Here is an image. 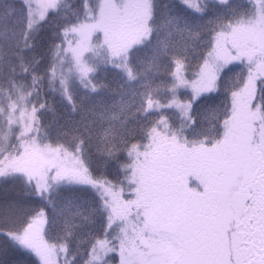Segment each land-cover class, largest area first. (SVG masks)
<instances>
[{
  "label": "trees",
  "instance_id": "1",
  "mask_svg": "<svg viewBox=\"0 0 264 264\" xmlns=\"http://www.w3.org/2000/svg\"><path fill=\"white\" fill-rule=\"evenodd\" d=\"M233 1L204 0L197 5L203 8L199 12L181 0H158L143 23L113 15L98 30L86 22V0H60L58 8L47 10L35 25L37 48L54 41L68 64L72 52L65 54V33L76 28L86 36L93 31L92 41H78L81 49L75 51L87 79L83 85L75 77L70 82L75 112L59 92H47L45 100L54 110H41L39 131L23 139L34 137L78 156L86 178L67 169L59 179L57 170L40 178L21 171L0 176V264H43L42 250L51 257L49 264H117L124 253L119 247L122 228L130 234L147 231L146 209L153 219L166 207L172 215L193 212L206 184L217 199L230 202L231 180L238 172L232 169L229 144L234 139L228 121L234 96L245 89L251 72L242 56L246 41H216L238 19ZM22 2L0 0V26L32 19ZM260 60L264 63V52ZM216 61L215 84L193 99L199 69ZM3 88L0 84V102ZM252 90L249 104L263 126L264 160V71L254 78ZM32 98L39 103L36 93ZM153 102L160 107H151ZM169 102L190 104L188 113L167 106ZM6 123L0 117V140ZM11 135L4 160L17 154L21 143L18 134ZM261 179L252 184V195L259 187V198L245 204H258L264 196V175ZM114 207L125 216L114 218ZM103 239L113 250L91 262L93 248Z\"/></svg>",
  "mask_w": 264,
  "mask_h": 264
},
{
  "label": "snow or ice",
  "instance_id": "2",
  "mask_svg": "<svg viewBox=\"0 0 264 264\" xmlns=\"http://www.w3.org/2000/svg\"><path fill=\"white\" fill-rule=\"evenodd\" d=\"M24 3L32 17L27 24L21 20L15 26H0V84L4 85L0 117L10 132L18 123L22 129L17 136L21 140L20 160L36 146L34 137H23L39 131L38 113L45 108L54 110L50 100H45L46 93L59 92L75 112L77 102L69 91L70 82L75 77L83 85L87 79L74 50H64L65 54L72 52V63L68 64L54 41L43 50L37 48L35 25L46 18L49 7L58 8L60 0H23L22 7ZM192 7L203 11L196 4ZM33 93L39 103L32 98ZM10 157L9 163L0 161V175L19 170L15 151ZM201 197V204L193 212L171 215L159 223L153 220L151 210H145V226L157 234L149 245L155 256L148 264H264V196L258 204H245L246 198H252L247 192L225 202L217 199L206 184Z\"/></svg>",
  "mask_w": 264,
  "mask_h": 264
},
{
  "label": "rangeland",
  "instance_id": "3",
  "mask_svg": "<svg viewBox=\"0 0 264 264\" xmlns=\"http://www.w3.org/2000/svg\"><path fill=\"white\" fill-rule=\"evenodd\" d=\"M158 0H86V15L85 19L88 26L92 30H98L99 24L113 15L118 19L124 20H139L143 23L145 14L151 11L152 6ZM204 0H181L189 8H193L192 5H198L199 2ZM235 9L234 14H238V19L234 23L232 28L228 29V32L219 33L217 37V44L222 43L223 39L234 38L237 41H246L248 44L247 50L243 52L244 56L251 65L250 77L247 81V86L241 92L236 93L234 96V115L229 119V130L234 141L229 144L230 158L233 160L234 166L232 169L238 172L232 178V185L230 188V201L238 195H243L244 192L250 193L254 201L255 198H259V187L253 193V186L256 182H260L264 171L259 170V166L264 168V160L262 158V140H263V126L261 124L260 115L258 111L251 110L250 101L253 94V82L254 78L258 74H262L264 71V63L260 60L261 55L264 52V0H235L233 1ZM48 9H55L49 7ZM47 9V10H48ZM243 18V19H242ZM101 25V24H100ZM92 34L84 35L76 28H73L66 32V39L69 43L68 49L74 51L80 50L81 46L78 41L87 42L92 41L94 37ZM220 70L219 62L205 63L198 71L199 86L193 99H196L201 93L211 89L215 84L216 76ZM176 108L181 114H187L189 110L188 103L181 102H169L166 104ZM151 107H160V105L153 104ZM4 140H0V161L9 163L11 157L3 159L6 152V146L8 140L11 138V134H20L22 129L18 124L14 125L9 131L8 125L3 129ZM9 138V139H8ZM225 143H229V139ZM36 146L30 151L27 156H24L22 160L19 159V149L17 152V167L24 173L35 175L36 177H46L48 171L57 170L56 176L61 175L64 169L74 172L81 180L86 178V169L82 160L61 147H50L35 141ZM242 147L240 149L239 147ZM246 152L249 154L246 155ZM238 153V154H237ZM244 158V161L241 159ZM3 159V160H2ZM231 162V161H230ZM228 166L231 167L229 163ZM194 167V166H193ZM235 172V173H236ZM55 173V172H54ZM68 174H65L67 176ZM2 176V175H0ZM56 179H59L58 176ZM179 183H182L181 181ZM249 186V187H248ZM251 188H253L251 190ZM178 189L177 192H180ZM167 198V197H166ZM172 198V197H171ZM248 198L245 199V203ZM163 200V199H161ZM165 200V199H164ZM157 201V200H156ZM171 203V202H169ZM172 204V203H171ZM155 204H153L154 206ZM166 210L158 218L153 220L157 223L166 219L172 215L171 208H165ZM116 207L113 208L114 218L117 220L125 216L124 213ZM177 215H179L177 213ZM126 219H123V221ZM114 223V222H113ZM123 227V226H122ZM25 233L23 234V236ZM121 240L119 241V247L124 250L121 252L117 261V264H148L153 260L155 253L149 247L153 240L157 239L155 232L147 231L142 233H127L122 228ZM22 236V237H23ZM143 245V247L139 246ZM146 244V245H144ZM113 250V247L107 240H100L96 243L91 253V262H96L104 258V256ZM40 259L43 264H49L51 257L47 255L46 250L40 252ZM51 263V262H50Z\"/></svg>",
  "mask_w": 264,
  "mask_h": 264
},
{
  "label": "flooded vegetation",
  "instance_id": "4",
  "mask_svg": "<svg viewBox=\"0 0 264 264\" xmlns=\"http://www.w3.org/2000/svg\"><path fill=\"white\" fill-rule=\"evenodd\" d=\"M262 167V166H261ZM253 188H251V190H252Z\"/></svg>",
  "mask_w": 264,
  "mask_h": 264
}]
</instances>
